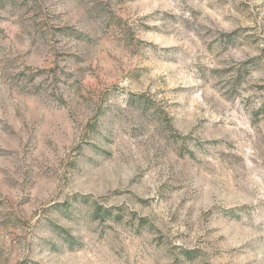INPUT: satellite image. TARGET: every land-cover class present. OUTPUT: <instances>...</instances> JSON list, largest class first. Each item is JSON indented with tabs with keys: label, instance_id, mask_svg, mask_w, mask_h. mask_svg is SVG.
<instances>
[{
	"label": "rangeland",
	"instance_id": "rangeland-1",
	"mask_svg": "<svg viewBox=\"0 0 264 264\" xmlns=\"http://www.w3.org/2000/svg\"><path fill=\"white\" fill-rule=\"evenodd\" d=\"M0 264H264V0H0Z\"/></svg>",
	"mask_w": 264,
	"mask_h": 264
},
{
	"label": "trees",
	"instance_id": "trees-1",
	"mask_svg": "<svg viewBox=\"0 0 264 264\" xmlns=\"http://www.w3.org/2000/svg\"><path fill=\"white\" fill-rule=\"evenodd\" d=\"M187 252L189 253V252H191L190 250H187Z\"/></svg>",
	"mask_w": 264,
	"mask_h": 264
}]
</instances>
